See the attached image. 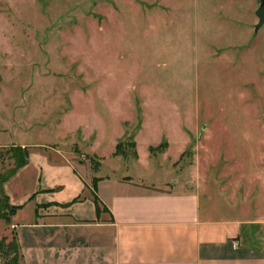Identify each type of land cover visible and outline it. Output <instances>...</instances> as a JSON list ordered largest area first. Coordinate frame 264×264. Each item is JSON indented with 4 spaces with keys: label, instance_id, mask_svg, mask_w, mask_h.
Instances as JSON below:
<instances>
[{
    "label": "rangeland",
    "instance_id": "rangeland-1",
    "mask_svg": "<svg viewBox=\"0 0 264 264\" xmlns=\"http://www.w3.org/2000/svg\"><path fill=\"white\" fill-rule=\"evenodd\" d=\"M259 3L0 0V176L17 165L10 148L28 147L1 194L27 216L37 175L66 172L60 155L83 175L168 168L212 208L264 216ZM2 237L0 264H23L11 219Z\"/></svg>",
    "mask_w": 264,
    "mask_h": 264
},
{
    "label": "crops",
    "instance_id": "crops-1",
    "mask_svg": "<svg viewBox=\"0 0 264 264\" xmlns=\"http://www.w3.org/2000/svg\"><path fill=\"white\" fill-rule=\"evenodd\" d=\"M55 158L68 168L37 175L27 216H20L26 203L14 204L23 264H264L263 215H226L199 191L169 185L168 168L154 179L100 173V163L83 175L82 164Z\"/></svg>",
    "mask_w": 264,
    "mask_h": 264
},
{
    "label": "trees",
    "instance_id": "trees-1",
    "mask_svg": "<svg viewBox=\"0 0 264 264\" xmlns=\"http://www.w3.org/2000/svg\"><path fill=\"white\" fill-rule=\"evenodd\" d=\"M10 150L16 151L17 153L16 155L18 157V159H16L17 165L8 174L0 176L1 183H5L10 178H12L17 173V171L27 163L28 150L26 147L12 146ZM1 192H2V188L0 187V195H2L3 197V200L0 197V220H4L5 222H10L11 217L15 214V212L17 211L18 208H20L21 205L11 204L9 202V196L7 194H1ZM94 202L96 204L97 210L99 211L100 209L99 200L96 196H94ZM15 240L17 242L16 236H15ZM4 241H5L4 237L0 238V246H3ZM0 258H1V251H0ZM10 264H16V259L11 258Z\"/></svg>",
    "mask_w": 264,
    "mask_h": 264
},
{
    "label": "water",
    "instance_id": "water-1",
    "mask_svg": "<svg viewBox=\"0 0 264 264\" xmlns=\"http://www.w3.org/2000/svg\"><path fill=\"white\" fill-rule=\"evenodd\" d=\"M255 15L258 18V21L255 24V29L257 30L259 27L264 25V0H260V3L255 10Z\"/></svg>",
    "mask_w": 264,
    "mask_h": 264
}]
</instances>
